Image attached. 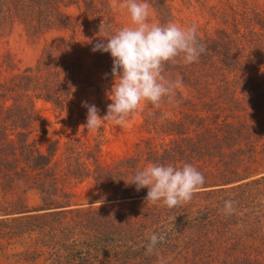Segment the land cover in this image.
Wrapping results in <instances>:
<instances>
[{"label":"trees","instance_id":"trees-1","mask_svg":"<svg viewBox=\"0 0 264 264\" xmlns=\"http://www.w3.org/2000/svg\"><path fill=\"white\" fill-rule=\"evenodd\" d=\"M82 1L74 0V4L90 6L80 8L81 16L88 15L84 19L72 18L70 12L62 10L60 0H0V38L16 18L26 31L34 34L60 29L70 35L51 40L37 63L25 68L17 67L9 52L0 50V177L5 174L0 187L17 194V201L2 209L0 227L10 237L23 235L27 239L22 254L24 260L31 263L158 264L159 259L164 258L168 264H264V231L253 228L258 221L254 210L248 208L241 212L248 213L245 220L237 218L240 212L237 207L231 215L223 211L226 200L234 201L230 192L234 191V197H241L235 193L239 189L244 191L242 197L255 192L250 186L256 180L240 182L249 175L232 180V150L230 156L225 147L238 136L232 135V121H229L232 118V73L236 76L238 66L240 68L236 55L247 53L250 57H264V7L250 0H236L237 4L227 2L224 7L220 0L221 6L215 14L223 17L216 16L218 26H214V32L203 36L198 33L200 43L206 47L199 62L166 66V76L183 79V86L177 90V103L171 105L181 120H172L165 115L166 111L144 104L148 110L143 114L147 126L153 128L159 118H165L162 124L171 125L167 135H176L173 143L152 145L151 138L143 139L138 143L136 155L119 160L109 169H97L94 178L104 193L102 200L112 203L79 213V210L67 209L71 206L68 197L58 191L59 177L53 164L61 149L60 139H52L42 149L35 138L38 133H48V127L42 128L44 119L38 115L35 101L43 98L56 109L66 111L72 103L82 104L84 92L90 93L88 103L95 104L93 96L98 98L96 103H101L110 90L104 80L113 83L112 58L109 53L92 51L104 37L99 33L101 23L115 32L110 10L104 9L108 1L101 0L100 5L96 0ZM153 4L158 24L172 21L173 7L169 0H155ZM229 12L231 18L226 15ZM78 35L84 36L78 38ZM87 59L92 65H86ZM99 72L104 75L100 77ZM214 87L219 89L218 97L213 94ZM183 88L189 89L188 95ZM193 91H196L194 98ZM254 97L257 105L262 104L259 94ZM257 105L255 110L259 113ZM204 107L214 108L213 113L221 112L225 119L222 126L231 129H221L215 115L203 117L201 113L205 112L200 109ZM195 114L204 121L196 136L185 128L192 126L188 116ZM215 129L220 132L216 133ZM144 144L146 147L142 148ZM213 153L221 157L219 164L229 169L222 173L207 168ZM187 163L204 175L205 184L202 191L182 206L169 209L160 203L153 205L145 201L147 188L137 191L134 184H127L148 164L179 167ZM71 168L69 173H74ZM208 169L214 171L211 172L214 177L209 175ZM30 189L39 193L38 206L25 203ZM248 205L264 214L263 202L249 201ZM260 207H263L261 211ZM161 232H166L165 240L156 246L155 254L145 255L150 236ZM255 234L258 245L249 241Z\"/></svg>","mask_w":264,"mask_h":264},{"label":"rangeland","instance_id":"rangeland-1","mask_svg":"<svg viewBox=\"0 0 264 264\" xmlns=\"http://www.w3.org/2000/svg\"><path fill=\"white\" fill-rule=\"evenodd\" d=\"M76 1L78 2V0ZM100 1L101 0H96L97 4L100 5ZM107 1L108 3L106 7L104 6V9L110 10L111 23L114 26V30L117 31L121 27L129 26L131 24L130 16L127 10L120 6L123 0ZM154 1L155 0H148L151 5L150 22L158 23L153 4ZM221 1L224 7L227 6V2L237 4L236 0ZM250 2L264 7V0H250ZM81 3H83V1ZM169 3L173 7L174 16L171 22L185 26L194 24L198 29V33L202 36L207 32H214V26H218L216 20L223 17V15L215 14L217 7L221 6L219 5L220 0H169ZM67 4L72 5L67 7ZM60 5L62 10L71 13L72 18L84 19L88 17L86 14L81 16L79 13L82 10L80 9L81 6L88 7L89 5L74 4V0H60ZM226 15H229L231 18L232 13L229 12L228 14L226 13ZM216 16L218 18H216ZM63 36L67 38L70 37L68 32L60 29H53L40 34L26 31L24 24L16 18L14 24L9 25L0 38V50L2 52L8 51L17 67L25 68L34 66L37 63L42 55L43 49L51 40H57ZM83 36L84 35H78V38ZM83 50L84 46L81 47L82 52H84ZM81 55L84 56V54ZM236 56V59L240 61V68L238 66L239 70H235L237 71L236 76L232 73L234 80L232 82V118H229V121H232V135L238 136H236L234 140L232 139L231 145L228 146V148L226 146L225 150L228 153L232 150V180L247 174L250 177L240 182L246 183L247 181H256L250 186L255 190L252 195H245V197H242L244 191L241 189L235 192L237 196L241 197H234V191L229 194L233 197L235 202L234 207L240 210L237 214V218L245 220L248 213L245 215L243 213L241 214V212L251 208L258 216V221L256 219L253 220L254 222L257 221V224H255L253 228L264 231V214L253 209L256 204H254V207L248 205L249 201L264 203V57L259 55L258 58L256 55L250 57L247 53L238 54ZM58 58H61V56ZM86 65L90 66L92 62L87 59ZM97 75L101 77L104 73L99 72ZM104 82L110 89L112 83L107 79H105ZM184 88L185 94L188 95L189 89L186 90ZM214 88L213 94L215 97H218L217 92L219 89H216V87ZM107 93L103 96L101 103H96L98 99L97 96L91 98L95 102L94 105L99 109L101 117L106 114L107 105L111 103L107 97ZM83 94V102H88L89 99L87 96H89L90 93L87 95V92H84ZM257 94L260 95L259 101L262 103L260 105L256 104V97H254V95ZM192 95L193 98L196 97V91H193ZM35 102L38 115L44 119L42 128L48 127L47 134L38 133L35 135V138L38 139V144L42 149H44L52 139H60L61 149L57 153L56 162L53 164L54 172L59 177L57 182L60 190L58 191L60 194L67 195V202L71 204V206H67V209L73 211L79 210V213L80 210L85 211L92 207L105 206L112 203V201L102 200L104 193L101 191L94 178V176L97 175V169L103 170L102 167L109 169L119 160L136 155L138 143L143 139L151 138L152 145L161 143L172 144L176 136L167 135L170 133L168 129L171 128V125L169 124V126L166 123L167 125L164 126L162 124V121L166 122L164 120L165 118H159L158 121L153 124V128L148 127L143 115L145 110L146 112L148 110L146 106L144 107V104H142L141 110L129 120L126 127L117 126L109 121L105 122L97 131H86V129L81 126L86 122L87 117V111L85 107H82V104L76 105L72 103L69 109L61 111L59 108L56 109L53 103L43 98H37ZM171 105L175 106L176 103L168 104L164 102L158 110L166 111L165 115L173 118L172 120L179 119L178 116L174 114V109ZM256 105L259 107V113L258 110H255ZM200 111L205 112L201 113L203 117L215 115L217 119L216 123L221 126V129H231V127L226 126L225 128L222 126L225 119L222 117L221 112H216L219 113L217 115L213 113L215 111L214 108L208 110L206 107H204V109L201 108ZM160 114H162V112H160ZM196 115L197 114L193 116L189 115L188 118L192 121V126H185L189 132L193 131L194 136H196V131L200 129L204 122L203 119L199 118L202 116L198 114L196 117ZM179 117L181 118L180 115ZM45 120L47 122H45ZM149 129L151 130L148 131ZM215 132L219 133L220 131L215 129ZM203 143L205 144L204 140ZM141 147H146V144ZM229 154L231 156V153ZM220 159L221 157H219L217 153H213V156L207 161V168L219 172L229 169V166L219 164ZM97 165L101 167H97ZM149 165L151 164H148V166ZM218 166L221 167L220 170ZM69 167H72L71 169L75 172L69 173ZM209 169V175L214 177V174L211 173L214 171ZM1 170L6 173L4 167H2ZM4 175L5 174L1 175L0 182H3L5 179ZM228 187L229 186L226 185V188ZM213 188L216 187L213 186ZM202 190L203 189H200V191ZM216 196L219 195L217 194ZM59 199L64 201L61 196H59ZM24 200L28 206H38L40 204L39 193L37 190L30 189ZM16 201L17 194L14 190L7 191V188L4 189L0 187V220L3 218L1 215L2 209L11 207L12 203ZM262 208L260 207V211ZM26 241L27 239H25L23 235L10 237V235L0 227V264H43L42 261L31 263L24 260V255L22 253L26 249L24 244ZM249 241L252 242V245H258V237H256V234L255 237L249 239Z\"/></svg>","mask_w":264,"mask_h":264},{"label":"clouds","instance_id":"clouds-1","mask_svg":"<svg viewBox=\"0 0 264 264\" xmlns=\"http://www.w3.org/2000/svg\"><path fill=\"white\" fill-rule=\"evenodd\" d=\"M120 6L127 10L131 24L111 32L110 26L101 23L99 33H104V37L92 48L93 52L109 53L112 58L113 83L107 93L111 103L101 117L94 104L82 102V107L87 108V117L81 126L86 131H97L109 121L126 127L142 104L159 109L164 102L177 103V90L183 86V79L166 76V66L199 62L206 52V47L199 41L196 25L150 22L148 0H123ZM127 184H134L137 191L147 188L145 201L172 209L190 202L205 184V177L191 164L179 167L151 164L136 172ZM234 204L232 200L224 202L226 215L236 211ZM165 237L166 232L153 233L145 255L155 254L156 246ZM158 264H168V261L161 258Z\"/></svg>","mask_w":264,"mask_h":264}]
</instances>
